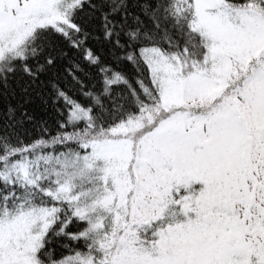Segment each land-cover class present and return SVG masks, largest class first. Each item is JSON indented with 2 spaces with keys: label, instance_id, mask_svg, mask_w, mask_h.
I'll return each instance as SVG.
<instances>
[{
  "label": "snow or ice",
  "instance_id": "1",
  "mask_svg": "<svg viewBox=\"0 0 264 264\" xmlns=\"http://www.w3.org/2000/svg\"><path fill=\"white\" fill-rule=\"evenodd\" d=\"M0 264H264V0H0Z\"/></svg>",
  "mask_w": 264,
  "mask_h": 264
}]
</instances>
